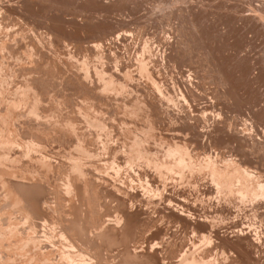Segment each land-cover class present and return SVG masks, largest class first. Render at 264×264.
Segmentation results:
<instances>
[{
    "label": "rangeland",
    "instance_id": "374dc122",
    "mask_svg": "<svg viewBox=\"0 0 264 264\" xmlns=\"http://www.w3.org/2000/svg\"><path fill=\"white\" fill-rule=\"evenodd\" d=\"M0 156V264H264V0H0Z\"/></svg>",
    "mask_w": 264,
    "mask_h": 264
},
{
    "label": "bare ground",
    "instance_id": "6f19581e",
    "mask_svg": "<svg viewBox=\"0 0 264 264\" xmlns=\"http://www.w3.org/2000/svg\"><path fill=\"white\" fill-rule=\"evenodd\" d=\"M83 68H84V67H83ZM104 76H105V75H104ZM104 76H103V77H104ZM107 76H108V75H107ZM109 77H110V76H109ZM109 81H110V80H109ZM116 86H117V85H116ZM109 87H110V86H109ZM126 108H127V107H126ZM127 109H128V108H127ZM94 110H95V109H94ZM129 113H130V112H129ZM36 114H37V113H36ZM123 115H125V114H123ZM143 117H144V116H143ZM95 118H96V116H95ZM136 118H137V117H136ZM149 120H150V119H149ZM98 121H99V119H98ZM150 121H151V120H150ZM87 122H88V121H87ZM92 122H93V121H92ZM99 123H100V122H99ZM147 123H148V122H147ZM88 124H89V123H88ZM91 124H92V123H91ZM92 127H93V126H92ZM75 128H76V127H75ZM75 128H74V129H75ZM100 128H101V125H100ZM94 129H95V128H94ZM129 129H130V128H129ZM131 129H132V128H131ZM135 130H137V129H135ZM147 130H148V129H147ZM96 131H97V130H96ZM121 131H122V130H121ZM131 131H132V130H131ZM131 131H130V132H131ZM142 131H144V130H142ZM153 131H154V130H153ZM159 131H160V130H159ZM165 131H166V130H165ZM144 132H145V131H144ZM146 132H147V131H146ZM149 132H150V131H149ZM28 133H29V132H28ZM133 133H134V132H133ZM140 133H141V132H140ZM147 133H148V132H147ZM161 133H162V132H161ZM161 133H160V134H161ZM85 134H86V133H85ZM148 134H149V133H148ZM148 134H147V135H148ZM150 134H151V133H150ZM150 134H149V135H150ZM74 135H75V134H74ZM141 135H142V134H141ZM144 135H146V134H144ZM151 135H153V134H151ZM164 135L166 136V134H164ZM32 136H34V135L32 134ZM154 136H155V135H154ZM131 137H133V136L131 135ZM150 137H151V136H150ZM167 137H168V136H167ZM171 137H172V136H171ZM153 138H154V137H153ZM160 138H161V137H160ZM160 138H159V140H160ZM30 139H31V138H30ZM32 139H33V138H32ZM35 139H36V138H35ZM133 139H134V138H133ZM145 139H146V138H145ZM145 139H144V140H145ZM148 139H149V137H148ZM150 139H151V138H150ZM154 139H156V138H154ZM161 139H163V137H162ZM85 140H86V139H85ZM137 140H138V139H137ZM157 140H158V138H157ZM165 140H166V139H165ZM31 141H32V140H31ZM34 141H35V140H34ZM128 141H129V140H128ZM131 141H132V140H131ZM142 141H143V140H142ZM149 141H150V140H149ZM149 141H148V142H149ZM151 141H152V140H151ZM162 141H163V140H162ZM169 141H170V140H169ZM179 141H180V140H179ZM179 141H178V143H179ZM19 142H20V141H19ZM24 142H25V141H24ZM39 142H41V141H39ZM129 142H130V141H129ZM134 142H135V141H134ZM134 142H133V143H134ZM175 142H176V141H175ZM22 143H23V142H22ZM31 143H32V142H30V144H31ZM34 143H35V142H34ZM34 143H32V144H34ZM36 143H37V141H36ZM43 143H44V142H43ZM131 143H132V142H131ZM131 143H129V144H131ZM155 143H156V142H154L153 144H155ZM165 143H166V142H165ZM9 144H10V143H9ZM19 144H20V143H19ZM27 144H28V143H27ZM135 144H136V143H135ZM148 144H149V143H148ZM173 144H174V143H172V145H173ZM175 144H176V143H175ZM185 144H186V143H185ZM25 145H26V143H24V146H25ZM28 145H29V144H28ZM41 145H42V144H41ZM122 145H123V144H122ZM124 145H126V144H124ZM48 146H49V145H48ZM79 146H80V145H79ZM142 146H143V144H142ZM161 146H162V145H161ZM161 146H160V147H161ZM165 146H166V144H165ZM173 146H174V145H173ZM179 146H180V145H179ZM15 147H16V146H15ZM22 147H23V146H22ZM22 147H21V148H22ZM30 147H31V146H30ZM33 147H34V146H33ZM50 147H51V146H50ZM52 147H53V146H52ZM76 147H77V146H76ZM121 147H122V146H121ZM124 147H125V146H124ZM126 147H127V146H126ZM131 147H132V146H131ZM154 147H155V146H154ZM168 147H169V145H168ZM176 147H177V146H176ZM17 148H18V147H17ZM17 148H16V149H17ZM47 148H48V147H47ZM81 148H82V147H81ZM104 148H105V147H104ZM127 148H128V147H127ZM135 148H136V147H135ZM146 148H147V147H146ZM157 148L159 149V145L156 146V149H157ZM163 148H165V147H163ZM163 148H162V149H163ZM166 148H167V147H166ZM166 148H165V149H166ZM170 148H171V147H170ZM177 148H178V147H177ZM34 149H35V148H34ZM44 149H46V148H44ZM48 149H49V148H48ZM55 149H56V148H55ZM78 149H79V148H78ZM82 149H83V148H82ZM121 149H122V148H121ZM124 149H125V148H124ZM131 149H132V148H131ZM187 149H188V148H187ZM19 150H20V149H19ZM31 150H32V149H31ZM37 150H38V149H36V151H37ZM84 150H85V149H84ZM129 150H130V149H129ZM136 150H137V148L135 149V151H136ZM139 150H140V149H139ZM167 150H168V149H167ZM171 150H172V149H171ZM179 150H181L180 147H179ZM3 151H4V150H3ZM24 151H25V149H24ZM24 151H23V152H24ZM42 151H43V150H42ZM42 151H41V152H42ZM46 151H47V150H46ZM46 151H44V154H45ZM78 151H79V150H78ZM133 151H134V150H133ZM133 151H132V153H133ZM137 151H138V150H137ZM142 151H144V150H142ZM142 151H141V152H142ZM165 151H166V150H165ZM181 151L183 152V150H181ZM181 151H180V154L182 153ZM184 151H185V149H184ZM48 152H49V151H48ZM51 152H52V151H51ZM130 152H131V151H130ZM130 152H129V153H130ZM139 152H140V151H139ZM144 152H145V151H144ZM152 152H153V150H152ZM152 152H151V153H152ZM170 152H171V151H170ZM187 152H189V151L187 150ZM3 153H4V152H3ZM19 153H20V152H19ZM52 153H53V152H52ZM54 153H55V152H54ZM129 153H128V154H129ZM135 153H136V152H135ZM142 153H143V152H142ZM149 153H150V151H149ZM155 153H156V152H155ZM163 153H164V152H163ZM172 153H173V151H172ZM174 153H175V152H174ZM178 153H179V151H178ZM183 153H185V152H183ZM38 154H39V151H38ZM133 154H134V153H133ZM133 154H132V155H133ZM138 154H139V153H138ZM138 154H137V155H138ZM159 154H160V152H159ZM165 154H166V153H165ZM169 154H170V153H169ZM188 154H189V153H188ZM188 154H187V156H188ZM6 155H7V154H6ZM26 155H28V154L26 153ZM40 155H41V154H40ZM40 155H39V156H40ZM129 155H131V154H129ZM154 155H156V154H154ZM160 155H161V154H160ZM181 155H183V154H181ZM184 155H185V154H184ZM14 156H16V155H14ZM48 156H50V155H47L46 158H47ZM152 156H153V155H152ZM168 156H169V155H168ZM171 156H172V155H171ZM179 156H180V155H179ZM179 156L177 155V157H179ZM0 157H1V156H0ZM16 157H17V156H16ZM21 157H23V156H21ZM36 157H37V156H36ZM44 157H45V156H44ZM88 157H89V156H88ZM124 157H125V156H124ZM127 157H128V156H127ZM129 157H130V156H129ZM134 157H136V156H134ZM138 157H139V155H138ZM142 157H143V155H142ZM153 157H154V156H153ZM153 157H152V158H153ZM162 157H163V156H162ZM162 157H161V158H162ZM169 157H170V156H169ZM180 157H181V156H180ZM182 157H183V156H182ZM7 158H8V157H7ZM40 158H41V157H40ZM42 158H43V156H42ZM132 158H133V157H132ZM136 158H137V157H136ZM155 158H156V156H155ZM161 158H160V160H161ZM165 158H168V157L165 156ZM173 158H174V157H173ZM175 158H176V157H175ZM184 158H185V156H184ZM187 158H188V157H187ZM19 159H20V158H19ZM33 159H34V158H33ZM55 159H56V158H55ZM55 159H54V160H55ZM87 159H88V158H87ZM123 159H124V158H123ZM138 159H139V158H138ZM140 159H142V158H140ZM157 159L159 160V158H157ZM157 159H156V160H157ZM163 159H164V158H163ZM170 159H171V157H170ZM22 160H24V159H22ZM22 160H21V161H22ZM28 160H29V159H28ZM49 160H50V157H49ZM51 160H52V159H51ZM129 160H130V159H129ZM129 160H128V161H129ZM158 160H157V161H158ZM168 160H169V158L167 159V161H168ZM178 160H179V159H177V161H178ZM18 161H19V160H18ZM55 161H56V160H55ZM57 161H58V160H57ZM133 161H134V160H133ZM133 161H132V163H133ZM137 161H138V160H137ZM143 161H144V159H143ZM147 161H148V160H147ZM161 161H162V160H161ZM169 161H170V160H169ZM173 161H174V160H173ZM177 161H176V162H177ZM187 161H188V160H187ZM0 162H2V161H0ZM3 162H5V161H3ZM19 162H20V161H19ZM25 162H26V161H25ZM34 162H35V161H34ZM47 162H48V161H47ZM51 162H52V161H51ZM53 162H54V161H53ZM130 162H131V160H130ZM141 162H142V161H141ZM164 162H166V161L164 160ZM164 162H162V163H164ZM12 163H13V162H12ZM22 163H23V162H22ZM44 163H45V161H44ZM79 163H80V162H79ZM82 163H83V161H82ZM146 163H147V162H146ZM150 163H151V162H150ZM155 163H156V162H154V164H155ZM174 163H175V162H174ZM179 163H180V162H179ZM179 163H178V164H179ZM30 164H31V163H30ZM40 164H41V163H40ZM57 164H58V163H57ZM129 164H130V163H129ZM137 164H138V167H140L141 163H140V165H139V163H137ZM151 164H152V163H151ZM157 164H158V163H157ZM170 164H171V163H170ZM182 164H184V163L182 162L180 166L183 167ZM185 164H186V162H185ZM9 165H10V163H9ZM12 165H13V164H12ZM20 165H21V164H20ZM34 165H35V164H34ZM37 165H38V164H37ZM47 165H48V164H47ZM50 165H51V163H50ZM50 165H49V166H50ZM131 165H132V164H131ZM143 165H144V163H143ZM158 165H159V164H158ZM163 165L165 166V164H163ZM166 165H167V164H166ZM2 166H3V165H2ZM14 166H15V165H14ZM22 166H23V165H22ZM22 166H21V167H22ZM24 166H25V165H24ZM54 166H56V165H54ZM67 166H69V165H67ZM67 166H66V167H67ZM71 166H72V165H71ZM71 166H70V167H71ZM136 166H137V165H136ZM147 166L149 167V165H146V167H147ZM150 166H151V165H150ZM152 166H153V165H152ZM152 166H151V167H152ZM170 166H171V165H170ZM170 166H169V167H170ZM178 166H179V165H178ZM187 166H188V163H187ZM189 166H190V165H189ZM0 167H1V166H0ZM8 167H9V166H8ZM8 167H7V168H8ZM19 167H20V166H19ZM26 167H27V166H26ZM41 167H42V166H41ZM73 167H77L76 164H75ZM148 167H147V168H148ZM154 167H155V166H154ZM169 167L167 166L168 170H169ZM176 167H177V166H176ZM176 167H175V168H176ZM1 168H3V167H1ZM1 168H0V169H1ZM9 168H11V167H9ZM22 168H23V167H22ZM35 168H36V167H35ZM35 168H34V169H35ZM45 168H46V167H45ZM50 168H51V166H50ZM54 168H55V167H54ZM54 168H53V169H54ZM60 168H61V167H60ZM64 168H65V167H64ZM140 168H142V166H141ZM172 168H174V165H173ZM178 168H180V167H178ZM5 169H6V168H5ZM5 169H4V170H5ZM11 169H12V168H11ZM26 169H27V168H26ZM29 169H30V168H29ZM37 169H38V168H37ZM73 169H74V168H73ZM87 169H88V168H87ZM149 169H150V167H149ZM149 169H148V170H149ZM157 169H158L157 171H158V173H159L160 169H159V168H157ZM180 169H181V168H180ZM180 169H179V170H180ZM187 169H188V168H187ZM9 170H10V169H9ZM32 170H33V169H32ZM32 170H31V171H32ZM76 170H77V169H76ZM140 170H141V169H140ZM146 170H147V169H146ZM153 170H154V169H152V171H153ZM164 170H165V168H164ZM177 170H178V169H177ZM7 171H8V170H7ZM11 171H12V170H11ZM23 171H24V169H23ZM29 171H30V170H29ZM35 171H36V170H35ZM59 171H60V170H59ZM72 171H73V170H72ZM74 171H75V169H74ZM94 171H95V170H94ZM141 171H142V170H141ZM152 171H151L150 173H152ZM155 171H156V170H155ZM165 171H166V170H165ZM170 171H171V170H170ZM170 171H169V172H170ZM173 171H174V170H173ZM185 171H186V170H185ZM185 171H184V172H185ZM212 171H213V170H212ZM13 172H14V171H13ZM37 172H38V171H37ZM60 172H61V171H60ZM69 172H70V171H69ZM77 172H78V171H77ZM85 172H86V171H85ZM144 172H145V171H144ZM146 172H147V171H146ZM180 172H182V171H180ZM2 173H3V172H2ZM6 173H7V172H6ZM30 173H33V172H30ZM30 173H29V174H30ZM90 173H91V172H90ZM139 173H140V172H139ZM147 173H148V172H147ZM150 173H148V174H150ZM156 173H157V172H156ZM165 173H166V172H165ZM165 173H164V174H165ZM167 173H168V172H167ZM170 173H172V172H170ZM13 174H14V173H13ZM13 174H12V175H13ZM26 174H27V173H26ZM61 174H62V173H61ZM87 174H88V173H87ZM144 174H146V173H144ZM154 174H155V173H154ZM161 174H162V173H161ZM168 174H169V173H168ZM174 174H175V173H174ZM31 175H32V174H31ZM80 175H81V174H80ZM98 175H99V174H98ZM140 175H141V174H140ZM150 175H151V174H150ZM159 175H160V174H159ZM183 175H185V174H183ZM213 175H214V174H213ZM0 176H1V175H0ZM4 176H5V175H4ZM17 176H18V175H17ZM17 176H16V178H17ZM27 176H28V175H27ZM27 176H26V177H27ZM60 176H61V175H60ZM73 176H74V175H73ZM87 176H88V175H87ZM107 176H108V175H107ZM141 176H142V175H141ZM167 176H168V175H167ZM181 176H182V175H181ZM205 176H207V175H205ZM210 176H211V175H210ZM210 176H209V177H210ZM214 176H215V175H214ZM214 176H213V177H214ZM12 177H13V176H12ZM22 177H24V176H22ZM33 177H34V175H33ZM74 177H75V176H74ZM147 177H148V175H147L146 177H144V179L147 178ZM177 177H178V176H176L175 178H177ZM207 177H208V176H207ZM207 177H205L206 180H207ZM211 177H212V176H211ZM13 178H14V177H13ZM71 178H72V177H71ZM76 178H77V177H76ZM84 178H85V177H84ZM149 178H150V177H149ZM153 178H154V177H153ZM169 178H170V176H169ZM214 178H215V177H214ZM19 179H20V178H19ZM25 179H26V178H25ZM31 179H32V178H31ZM40 179H41V178H40ZM96 179H97V178H96ZM111 179H112V178H111ZM173 179H174V176H173ZM189 179H190V178H189ZM29 180H30V179H29ZM65 180H66V178H65ZM65 180H64V181H65ZM72 180H73V179H72ZM74 180H75V179H74ZM77 180H78V178H77ZM77 180H76V181H77ZM94 180H95V179H94ZM103 180H104V179H103ZM150 180H154V179L151 178ZM157 180H158V179H157ZM165 180H166V179H165ZM181 180H182V179H181ZM7 181H8V180H7ZM7 181H6V182H7ZM108 181H109V180H108ZM108 181H107V182H108ZM111 181H112V180H111ZM160 181H161V180H160ZM169 181H170V180H169ZM186 181H187V180H186ZM190 181H191V180H190ZM210 181H211V180H210ZM4 182H5V181H4ZM4 182H3V183H4ZM16 182H17V180H16ZM16 182H15V183H16ZM65 182H66V181H65ZM69 182H70V180H69ZM96 182H97V181H96ZM109 182H110V181H109ZM114 182H115V181H114ZM154 182H155V181H154ZM1 183H2V182H1ZM1 183H0V185H1ZM3 183H2V184H3ZM24 183H25V182H24ZM31 183H32V182H31ZM33 183H34V182H33ZM66 183H67V182H66ZM74 183H75V181H74ZM77 183H78V182H77ZM81 183H83V182H81ZM81 183H80V184H81ZM88 183H89V182H88ZM88 183H87V185H88ZM116 183H117V182H116ZM166 183H167V181H166ZM173 183H174V182H173ZM20 184H21V183H20ZM43 184H44V183H43ZM109 184H110V183H109ZM151 184H153V183H151ZM184 184H185V183H184ZM189 184H190V182H189ZM230 184H231V183H230ZM9 185H10V184H9ZM11 185L14 186L13 183H12ZM17 185H18V184H17ZM17 185H16V186H17ZM62 185H63V184H62ZM66 185H68V184H66ZM75 185H77V184H75ZM85 185H86V184H85ZM103 185H104V183H103ZM103 185H102V187H103ZM113 185H114V184H113ZM113 185H111V186H113ZM153 185H154V184H153ZM190 185H191V184H190ZM218 185H219V184H218ZM4 186H5V185H4ZM6 186H8V185H6ZM13 186H12V187H13ZM42 186H43V185H42ZM46 186H47V185H46ZM78 186H79V185H78ZM115 186H116V185H115ZM177 186H179V185H177ZM181 186H182V185H180V187H181ZM183 186H184V185H183ZM202 186H203V185H202ZM210 186H211V185H210ZM14 187H15V186H14ZM14 187H13V188H14ZM24 187H26V186H24ZM31 187H32V186H31ZM63 187H64V186H63ZM67 187H68V186H67ZM75 187H76V186H75ZM75 187H74V188H75ZM79 187H80V186H79ZM84 187H85V186H84ZM131 187H132V186H131ZM203 187H204V186H203ZM206 187H207V186H206ZM2 188H3V187H2ZM5 188H6V187H5ZM15 188H17V187H15ZM68 188H69V187H68ZM72 188H73V186H72ZM77 188H78V187H77ZM77 188H76V189H77ZM88 188H89V187H88ZM94 188H95V187H94ZM113 188H114V187H113ZM115 188H116V187H115ZM159 188H160V187H159ZM159 188H158V189H159ZM164 188H165V187H164ZM198 188H199V187H198ZM212 188H213V187H212ZM8 189L10 190V188H8ZM19 189H21V188H17V190H19ZM25 189H26V188H25ZM28 189H29V187H28ZM41 189H42V188H41ZM52 189H53V188H52ZM64 189H65V188H64ZM64 189H63V190H64ZM81 189H82V188H80V190H81ZM90 189H91V188H90ZM92 189H93V188H92ZM182 189H183V188H182ZM185 189H186V188H185ZM202 189H203V188H202ZM1 190H2V189H1ZM44 190H45V189H44ZM47 190H48V189H47ZM57 190H58V189H57ZM65 190H66V189H65ZM69 190H70V189H69ZM78 190H79V189H78ZM80 190H79V191H80ZM85 190H86V189H85ZM88 190H89V189H88ZM97 190H98V192H99V189H97ZM97 190H96V191H97ZM117 190H118V189H117ZM179 190H180V189H179ZM194 190H195V189H194ZM210 190H211V189H210ZM217 190H218V189H217ZM226 190H227V189H226ZM2 191H3V190H2ZM10 191H11V190H10ZM26 191H27V189H26ZM32 191H33V190H32ZM66 191H67V190H66ZM103 191H104V190H103ZM180 191L182 192V190H180ZM189 191H190V190H189ZM202 191H203V190H202ZM206 191H207V189H206ZM223 191H224V190H223ZM5 192H6V191H5ZM64 192H65V191H64ZM64 192H62V193H64ZM69 192H70V191H69ZM75 192H76V191H75ZM98 192H97V193H98ZM118 192H119V191H118ZM165 192H166V191H165ZM168 192H169V191H168ZM181 192H180V194H181ZM184 192H185V190H184ZM187 192H188V191H187ZM190 192H191V191H190ZM192 192H193V191H192ZM197 192H198V191H197ZM211 192H212V191H211ZM217 192H218V191H217ZM8 193H9V192H8ZM16 193H17V191H16ZM44 193H45V192H44ZM59 193H60V192H58V195H61V193H60V194H59ZM65 193H66V192H65ZM65 193H64V194H65ZM70 193H71V192H70ZM82 193H83V192H82ZM88 193H89V192H88ZM107 193H108V192H107ZM109 193H110V192H109ZM112 193H113V192H112ZM112 193H111V194H112ZM122 193H123V192H122ZM122 193H121V194H122ZM170 193H171V192H170ZM198 193H199V192H198ZM200 193H201V192H200ZM212 193H214V191H213ZM219 193H220V192H219ZM2 194H4V192H3ZM33 194H34V193H33ZM42 194H43V193H42ZM79 194H80V193H79ZM105 194H106V193H105ZM114 194H115V193H114ZM163 194H164V193H163ZM189 194H190V193H189ZM214 194H215V193H214ZM214 194H213V195H214ZM0 195H1V194H0ZM19 195H22V194H19ZM24 195H25V194H24ZM52 195H53V193H52ZM55 195H56V193H55ZM68 195H69V194H68ZM77 195H78V193H77ZM84 195H85V194H84ZM86 195H87V194H86ZM97 195H98V194H97ZM99 195L101 196V194H99ZM116 195H117V193L115 194V196H116ZM118 195H119V194H118ZM125 195H126V194H125ZM172 195H173V194H172ZM182 195H183V194H182ZM210 195H211V194H210ZM210 195H209V196H210ZM213 195H212V196H213ZM231 195H232V194H231ZM2 196H3V195H2ZM16 196H17V194H16ZM78 196H79V195H78ZM100 196H99V197H100ZM104 196H105V195H104ZM106 196H107V195H106ZM108 196H109V195H108ZM161 196H162V195H161ZM177 196H179V195H177ZM180 196H181V195H180ZM183 196H184V195H183ZM185 196H186V195H185ZM190 196H191V195H190ZM193 196H194V195H193ZM197 196H198V195H197ZM197 196H196V197H197ZM207 196H208V195H207ZM3 197L6 199L5 196H3ZM3 197H2V199H3ZM8 197H9V196H8ZM19 197H20V196H19ZM19 197H18V198H19ZM49 197H50V196H49ZM59 197H60V196H59ZM81 197H82V199H83V195H82V196L79 197L78 200H80ZM93 197H96V195H95V196L93 195ZM93 197H92V198H93ZM121 197H124V196L121 195L120 198H121ZM129 197H130V196H129ZM165 197H166V196H165ZM187 197H188V196H187ZM196 197H195V198H196ZM217 197H218V196H217ZM13 198H14V197H13ZM16 198H17V197H16ZM21 198H22V197H21ZM28 198H29V197H28ZM56 198H57V197H56ZM61 198H62V196H61ZM63 198H64V195H63ZM76 198H78V197H76ZM116 198H117V197H116ZM124 198H125V197H124ZM134 198H135V197H134ZM209 198H210V197H209ZM209 198H208V199H209ZM7 199H8L7 201H9V198H7ZM33 199H34V198H33ZM33 199H32V200H33ZM44 199H45V198H44ZM84 199H85V198H84ZM88 199H89V198H88ZM99 199H101V197H100ZM105 199H106V198H105ZM114 199H115V198H114ZM167 199H168V197H167ZM183 199H184V197H183ZM193 199H194V198H193ZM199 199H200V197H199ZM213 199H216V197H214ZM221 199H222V201L224 200V199L222 198V196H221ZM21 200H22V199H21ZM53 200H54V199H53ZM63 200H64V199H63ZM95 200H96V199H95ZM95 200H94V204L96 203V201H97L98 199H97L96 201H95ZM106 200H107V199H106ZM120 200H122V199H120ZM124 200H125V199H124ZM124 200H123V201H124ZM126 200H128V199H126ZM129 200H130V199H129ZM131 200H132V199H131ZM134 200H135V199H134ZM138 200H139V199H138ZM158 200H159V199H158ZM175 200H176V199H175ZM186 200H187V199H186ZM40 201H42V200H40ZM47 201H48V200H47ZM90 201H91V200H90ZM132 201H133V200H132ZM164 201H165V200H164ZM166 201H167V200H166ZM205 201H206V200H205ZM210 201H211V200H210ZM222 201H221V203H223ZM17 202H18V201H17ZM23 202H24V200H23ZM43 202H44V201H43ZM59 202H60V201H58V203H59ZM77 202H78V201H77ZM81 202H82V200H81ZM81 202H79V203H81ZM92 202H93V201H92ZM111 202H112V200H111ZM124 202H125V201H124ZM126 202H127V201H126ZM175 202H176V201H175ZM194 202H195V200H194ZM196 202H198V201H196ZM196 202H195V203H196ZM214 202H215V204H216V201H215V200H214ZM214 202H213V203H214ZM217 202H218V201H217ZM226 202H227V200H226ZM226 202H225V203H226ZM9 203H10V202H9ZM20 203H21V202H20ZM26 203H27V202H26ZM47 203H48V202H47ZM54 203H55V202H54ZM82 203H83V202H82ZM84 203H85V202H84ZM84 203H83V204H84ZM119 203H120V202H119ZM130 203H131V202H130ZM135 203H136V200H135ZM140 203H141V201H140ZM192 203H193V202H192ZM192 203H191V204H192ZM202 203H203V202H202ZM210 203H211V202H210ZM210 203H207V204H210ZM10 204H11V203H10ZM36 204H37V203H36ZM60 204H61V202H60ZM68 204H69V203H68ZM99 204H100V202H99ZM103 204H104V203H103ZM103 204H100V206L103 205ZM112 204H113V203H112ZM133 204H134V203H133ZM204 204H205V203H204ZM219 204H220V201H219ZM226 204H227V203H226ZM12 205H13V204H12ZM15 205H16V204H15ZM17 205H19V204L17 203ZM25 205H26V204H25ZM30 205H31V204H30ZM38 205H39V204H38ZM40 205H41V204H40ZM43 205H44V204H43ZM45 205H46V204H45ZM49 205H50V204H49ZM81 205H82V204H81ZM85 205H86V204H85ZM90 205H91V203H90ZM92 205H93V204H92ZM115 205H116V204H115ZM118 205H119V204L117 203V206H118ZM186 205H187V204H186ZM196 205H197V203H196ZM23 206H24V205H23ZM23 206L21 205L22 208H23ZM34 206H35V205H34ZM41 206H42V205H41ZM54 206H55V205H54ZM61 206H63V205H60V208H62ZM79 206H80V205H79ZM79 206H78V208H79ZM82 206H83V205H82ZM86 206H87V205H86ZM95 206H96V205H95ZM104 206H106V204H105ZM104 206H102V207H104ZM110 206H111V205H110ZM113 206H114V205H113ZM131 206H132V205H131ZM209 206H210V205H209ZM211 206H212V205H211ZM10 207H11V206H10ZM16 207H17V206H16ZM16 207L14 206V207H11V208L14 209V208H16ZM35 207H36V206H35ZM75 207L77 208V206H75ZM87 207H88V206H87ZM107 207H108V206H107ZM118 207L120 208V206H118ZM123 207H124V205H123ZM125 207H126V206H125ZM215 207L217 208L216 205H215ZM3 208H5V207H3ZM30 208H31V207H30ZM30 208H29V209H30ZM38 208H39V207H38ZM42 208H43V207H42ZM82 208H83V207H82ZM82 208H81V209H82ZM95 208H96V207H95ZM95 208H94V209H95ZM114 208H115V207H114ZM129 208H130V207H129ZM129 208H128V209H129ZM200 208H201V207H200ZM206 208H207V207H206ZM24 209H26V208H24ZM29 209H28V210H29ZM35 209H36V208H35ZM54 209H55V208H54ZM62 209H63V208H62ZM84 209H85V208H84ZM86 209H88V208H86ZM101 209H103V208H101ZM104 209H105V208H104ZM107 209H108V208H107ZM111 209H112V207H111ZM124 209H125V208H124ZM126 209H127V208H126ZM128 209H127V210H128ZM187 209H188V208H187ZM191 209H192V208H191ZM191 209H190V210H191ZM213 209H214V208H213ZM42 210H43V209H42ZM46 210H47V209H45V211H46ZM48 210H49V209H48ZM57 210H58V209H57ZM60 210H61V209H60ZM67 210H68V209H67ZM91 210H92V209H91ZM115 210H118V209H115ZM120 210H122V212H124L122 208H121ZM120 210H118V211H120ZM137 210H138V209H137ZM140 210H141V209H140ZM144 210H145V209H144ZM14 211H15V210H14ZM38 211H39V210H38ZM58 211H59V210H58ZM72 211H73V210H72ZM75 211H76V213H77L78 210H75ZM83 211H84V210H83ZM86 211H87V210H86ZM95 211H96V210H95ZM97 211H98V210H97ZM99 211H100V210H99ZM102 211H103V210H101V212H102ZM108 211H109V210H108ZM111 211H112V210H111ZM128 211H129V210H128ZM194 211H195V210H194ZM209 211H210V210H209ZM228 211H229V210H228ZM24 212H25V211H24ZM28 212H29V211H28ZM64 212H66V211L64 210ZM68 212H69V211H68ZM120 212H121V211H120ZM120 212H119V213H120ZM131 212H132V211H131ZM131 212H130V213H131ZM142 212H143V211H142ZM15 213H16V212H15ZM31 213H32V212H31ZM81 213H82V212H81ZM90 213H91V212H90ZM104 213H105V211H104ZM109 213H110V212H109ZM109 213H108V214H109ZM115 213H116V212H115ZM135 213H137V212L135 211ZM143 213H144V212H143ZM177 213H178V212H177ZM193 213H194V212H193ZM195 213H196V212H195ZM202 213H203V212H202ZM206 213H207V212H206ZM17 214H18V213H17ZM47 214H48V212H47ZM50 214H51V213H50ZM68 214H69V213H68ZM72 214H73V213H72ZM97 214H98V213H97ZM113 214H114V213H113ZM121 214H122V213H121ZM178 214H179V213H178ZM22 215H23V214H22ZM22 215H20V216H22ZM53 215H54V214H53ZM58 215H59V213H58ZM87 215H88V214H87ZM103 215H104V214H103ZM105 215H107V213H106ZM115 215H116V214H115ZM117 215H118V214H117ZM141 215H142V214H141ZM180 215H181V214H180ZM203 215H204V214H203ZM25 216H26V215H25ZM27 216H28V215H27ZM51 216H52V215H51ZM67 216H68V215H67ZM71 216H72V215H71ZM84 216H85V215H84ZM92 216H93V214H92ZM123 216L125 217V215H123ZM123 216H122V217H123ZM139 216H140V215H139ZM156 216H157V215H156ZM201 216H202V215H201ZM31 217H32V216H31ZM55 217H56V216H55ZM59 217H60V215H59ZM64 217H65V216H64ZM73 217H74V216H73ZM79 217H80V215H79ZM85 217H86V216H85ZM97 217H98V215H97ZM103 217H104V216H103ZM107 217H108V216H107ZM115 217H116V216H115ZM122 217H121V218H122ZM128 217H129V216H128ZM130 217H131V215H130ZM130 217H129V218H130ZM141 217H142V216H141ZM208 217H209V216H208ZM23 218H24V216H23ZM41 218H43V217H41ZM45 218H46V217H45ZM49 218H50V216H49ZM53 218H54V217H53ZM57 218H58V217H57ZM65 218H66V217H65ZM68 218L70 219V217H68ZM80 218H81V217H80ZM94 218L96 219V216H94ZM98 218H99V217H98ZM142 218H143V217H142ZM191 218H192V217H191ZM203 218H204V216H203ZM31 219H32V218H31ZM50 219H52V218H50ZM54 219H55V218H54ZM62 219H64V218H62ZM73 219H74V218H73ZM73 219H72V220H73ZM92 219H93V218H92ZM104 219H105V218H104ZM109 219H110V217H109ZM111 219H112V218H111ZM113 219H114V217H113ZM115 219H116V218H115ZM117 219H118V218H117ZM205 219H207V218H205ZM32 220H33V219H32ZM43 220H45V219H43ZM57 220H58V219H57ZM60 220H61V219L59 218V221H60ZM89 220H90V219H89ZM89 220H88V221H89ZM100 220H102V219H100ZM118 220H119V219H118ZM118 220H117V221H118ZM126 220H128L127 217H126ZM133 220H134V219H133ZM161 220H162V219H161ZM198 220H199V219H198ZM35 221H36V220H35ZM46 221H47V220H46ZM46 221H45V222H46ZM51 221H52V220H51ZM53 221H54V220H53ZM80 221H81V220H80ZM91 221H92V220H91ZM106 221L108 222V220H106ZM106 221H105V222H106ZM113 221H114V220H113ZM115 221H116V220H115ZM122 221H123V220H122ZM143 221H144V220H143ZM157 221H158V220H157ZM189 221H190V220H189ZM203 221H205V220H203ZM211 221H212V220H211ZM43 222H44V221H43ZM45 222H44V224H45ZM68 222H71V221L69 220ZM76 222H78V220H77ZM82 222H83V221H82ZM93 222H94V221H93ZM96 222H97V221H96ZM96 222H94V223H96ZM109 222H110V221H109ZM118 222H119V221H118ZM123 222H124V221H123ZM129 222H130V221H129ZM158 222H159V221H158ZM36 223H37V222H36ZM50 223H51V222H50ZM74 223H75V222H74ZM79 223H80V222H79ZM113 223H114V222H113ZM113 223L111 222V224H113ZM116 223H117V222H116ZM124 223H125V222H124ZM136 223H137V222H136ZM189 223H190V222H189ZM191 223H192V222H191ZM197 223H198V222H197ZM29 224H31V223H29ZM53 224H55V223H53ZM58 224H59V223H58ZM58 224H57V225H58ZM69 224H70V223H69ZM82 224H83V223H82ZM101 224H102V223H101ZM120 224H121V223H120ZM127 224H128V223H127ZM194 224H195V223H194ZM194 224H193V225H194ZM199 224H200V223H199ZM3 225H4V224H3ZM32 225H33V224H32ZM35 225H36V224H35ZM63 225H65V224H63ZM94 225H95V224H94ZM116 225H118V223H117ZM138 225H139V223H138ZM196 225H197V224H196ZM36 226H37V225H36ZM41 226H42V225H41ZM47 226H48V225H47ZM89 226L91 227L90 223H89ZM92 226H93V225H92ZM95 226H96V225H95ZM95 226H94V227H95ZM104 226H105V225H104ZM133 226H134V225H133ZM150 226H151V225H150ZM31 227H32V226H31ZM39 227H40V225H39ZM42 227H44V226H42ZM74 227H75V226H74ZM101 227H103V225H102ZM110 227H111V226H110ZM129 227H130V226H129ZM154 227H155V226H154ZM159 227H160V226H159ZM212 227H213V225H212ZM212 227H211V228H212ZM20 228H21V227H20ZM24 228L27 229L28 227L26 228V227L24 226L23 229H24ZM32 228H34V227H32ZM48 228H49V227H48ZM50 228H51V225H50ZM54 228H55V227H54ZM61 228H62V227H61ZM75 228H76V227H75ZM87 228H88V227H87ZM97 228H98V227H97ZM103 228H104V227H103ZM105 228H106V226H105ZM105 228H104V229H105ZM113 228H114V227H113ZM119 228H120V227H119ZM121 228H122V227H121ZM126 228H127V227H126ZM200 228H201V227H200ZM21 229H22V228H21ZM41 229H42V228H41ZM88 229H89V228H88ZM91 229H92V228H91ZM148 229H149V227H148ZM151 229H153V228H151ZM155 229H156V228H155ZM193 229H194V227H193ZM7 230H8V229H7ZM49 230H50V229H49ZM51 230H52V229H51ZM65 230H66V229H65ZM89 230H90V229H89ZM100 230H101V229H100ZM100 230H99V232H100ZM113 230H114V229H113ZM126 230H127V229H126ZM143 230H144V228H143ZM149 230H150V229H149ZM187 230H188V229H187ZM26 231H27V230H26ZM26 231H25V232H26ZM30 231H31V230H30ZM38 231H39V230H38ZM42 231H43V230H42ZM52 231H53V230H52ZM75 231H76V230H74L73 232H75ZM85 231H86V230H85ZM92 231H93V230H92ZM102 231H103V230H102ZM117 231H118V230H117ZM150 231H151V230H150ZM153 231H154V230H153ZM23 232H24V231H23ZM58 232H59V231H58ZM60 232H61V230H60ZM73 232H72V233H73ZM106 232H107V230H106ZM115 232H116V230H115ZM131 232H132V231H131ZM135 232H136V231H135ZM188 232H190V231H188ZM29 233H30V232H29ZM34 233H35V232H34ZM38 233H41V232H38ZM42 233H43V232H42ZM44 233H45V232H44ZM44 233H43V234H44ZM55 233H56V232H55ZM76 233H77V232H76ZM89 233H90V232H89ZM92 233H93V232H92ZM96 233H98V232H96ZM111 233H112V232H111ZM111 233H110V234H111ZM132 233H133V232H132ZM144 233H145V232H144ZM155 233H158V231L155 232ZM160 233H162V232L160 231ZM197 233H198V232H197ZM199 233H200V232H199ZM36 234H37V233H36ZM47 234H48V231H47ZM57 234H59V233H57ZM63 234H64V233H63ZM90 234H91V233H90ZM98 234H99V233H98ZM101 234H102V233H101ZM152 234H153V232H152ZM195 234H196V232H195ZM204 234H205V233H204ZM48 235H49V234H48ZM59 235H60V234H59ZM99 235H100V234H99ZM102 235H103V234H102ZM116 235H117V234H116ZM124 235H126V234H124ZM140 235H141V234H140ZM147 235H148V234H147ZM154 235H155V234H154ZM161 235H162V234H161ZM161 235H160V236H161ZM42 236H43V235H42ZM45 236L47 237V235H45ZM77 236H78V235H77ZM106 236H107V235H106ZM138 236H139V235H138ZM149 236H150V235H149ZM190 236H192V235H190ZM194 236H196V235H194ZM194 236H193V237H194ZM198 236H200V234H199ZM34 237H35V236H34ZM46 237H45V239H46ZM49 237H50V236H49ZM67 237H68V236H67ZM72 237H75V236H72ZM113 237H114V236H113ZM135 237H136V236H135ZM143 237H144V236H143ZM153 237H154V236H153ZM186 237H187V236H186ZM193 237H191V238H193ZM32 238H33V236H32ZM43 238H44V237H43ZM60 238H61V237H60ZM63 238H64V237H63ZM107 238H108V237H107ZM154 238H155V237H154ZM191 238H190V239H191ZM194 238H195V237H194ZM198 238H199V237H198ZM35 239H37V238L35 237ZM68 239H69V238H68ZM129 239H130V238H129ZM129 239H128V240H129ZM156 239H157V238H156ZM156 239H155V240H156ZM196 239H197V238H196ZM38 240H39V239H38ZM48 240H49V239H48ZM52 240H53V239H52ZM54 240H55V239H54ZM63 240H64V239H63ZM66 240H67V239H66ZM75 240H76V239H75ZM90 240H91V239H90ZM138 240H139V239H138ZM150 240H151V239H150ZM153 240H154V239H152V241H153ZM159 240H160V239H159ZM173 240H174V239H173ZM182 240H183V239H182ZM187 240H188V239H187ZM200 240H201V239H200ZM218 240H219V239H218ZM30 241H31V240H30ZM45 241H46V240H45ZM58 241H59V240H58ZM71 241H72V240H71ZM126 241H127V240H126ZM185 241H186V240H185ZM206 241H207V240H206ZM48 242H50V241H48ZM73 242H74V240H73ZM73 242H72V243H73ZM147 242H148V241H147ZM199 242H200V241H199ZM219 242H220V240H219ZM31 243H32V241H31ZM38 243H39V242H38ZM40 243H41V242H40ZM50 243H51V242H50ZM52 243H53V241H52ZM64 243H65V241H64ZM69 243H70V242H69ZM85 243H86V242H85ZM99 243H100V242H99ZM139 243H140V242H139ZM149 243H151V242H149ZM183 243L186 244L184 241H183ZM200 243H201V242H200ZM214 243H215V245H216V242H214ZM28 244H29V243H28ZM45 244H46V243H45ZM58 244H59V243H58ZM61 244H62V243H61ZM61 244H60V245H61ZM66 244H67V243H66ZM66 244H65V245H66ZM70 244H71V243H70ZM75 244H76V242H75ZM86 244H87V243H86ZM146 244H147V243H146ZM165 244H166V243H165ZM170 244H171V243H170ZM189 244H190V243H189ZM189 244H188V245H189ZM191 244H192V242H191ZM195 244H196V243H195ZM197 244H198V242H197ZM222 244H223V243H222ZM35 245H37L36 242H35ZM38 245H39V244H38ZM47 245H48V244H47ZM62 245H63V244H62ZM62 245H61V246H62ZM127 245H128V244H127ZM133 245H134V244H133ZM136 245H137V243H136ZM155 245H156V244H155ZM166 245H168V244H166ZM211 245H212V244H211ZM211 245H209V246H211ZM217 245H218V243H217ZM67 246H68V244H67ZM69 246H70V245H69ZM78 246H79V245H78ZM80 246H82V245H80ZM131 246H132V245H131ZM147 246H148V245H147ZM151 246H152V245H151ZM168 246H169V245H168ZM193 246H194V245H193ZM193 246H191V247H193ZM197 246H199V245H197ZM202 246H203V245H202ZM202 246H201L200 248H202ZM220 246H221V245H220ZM43 247H44V246H43ZM54 247H55V246H54ZM73 247H74V246H73ZM76 247H77V246H76ZM76 247H75V248H76ZM156 247H157V246H156ZM161 247H162V246H161ZM169 247H170V246H169ZM172 247H173V246H172ZM175 247H176V246H175ZM178 247H179V246H177V248H178ZM180 247H181V246H180ZM180 247H179V248H180ZM188 247H189V246H188ZM188 247H187V248H188ZM194 247H196V246H194ZM214 247H215V246H214ZM217 247H219V246H217ZM70 248H71V247H70ZM83 248H84V247H83ZM122 248H123V247H122ZM134 248H135V247H134ZM134 248H133V249H134ZM151 248H152V247H151ZM158 248H160V246H159ZM219 248H222V247H219ZM219 248H218V249H219ZM223 248H224V247H223ZM63 249H64V248H63ZM72 249H73V248H72ZM87 249H88V248H87ZM102 249H103V248H102ZM104 249H105V248H104ZM119 249H120V248H119ZM127 249H128V247H127ZM137 249H138V248H137ZM149 249H150V248H149ZM160 249H161V248H160ZM163 249H164V248H163ZM166 249H167V248H166ZM168 249H169V248H168ZM168 249H167V250H168ZM181 249H182V248H181ZM183 249H184V248H183ZM197 249H198V248H197ZM204 249H205V248H204ZM208 249H209V248H208ZM208 249H206V250H208ZM211 249H213V248L211 247ZM216 249H217V248H216ZM76 250H77V249H76ZM116 250H118V249H116ZM146 250H148V248H147ZM178 250H179V249H178ZM178 250H177V252H178ZM219 250H220V249H219ZM128 251H129V250H128ZM132 251H134V250H132ZM137 251H138V250H137ZM150 251H151V250H150ZM150 251H148V252H150ZM153 251H154V250H153ZM169 251H170V250H169ZM182 251H183V250H182ZM189 251H190V250H189V248H188V253H189ZM196 251H197V250H196ZM196 251H194L195 254H196ZM210 251H211V250H210ZM222 251H223V250H222ZM228 251H229V250H228ZM64 252H65V251H64ZM64 252H63V253H64ZM83 252H84V251H83ZM85 252H86V251H85ZM85 252H84V253H85ZM174 252H175V251H174ZM179 252H180V251H179ZM186 252H187V251H186ZM203 252H205V253L207 254V252H206L205 250H203ZM203 252H202V253H203ZM216 252H217V251H216ZM224 252H225V251H224ZM226 252H227V251H226ZM58 253H59V252H58ZM65 253H66V252H65ZM70 253H71V251H70ZM84 253H83V254H84ZM107 253H108V252H107ZM129 253H130V252H129ZM150 253H152V252H150ZM162 253H163V251H162ZM181 253H182V252H181ZM198 253H199V252H198ZM200 253H201V252H200ZM200 253H199V254H200ZM208 253H210V252L208 251ZM219 253H220V252H219ZM61 254H62V253H61ZM73 254H75V252L72 253V255H73ZM87 254H88V253H87ZM89 254H90V253H89ZM110 254H111V253H110ZM136 254H137V253H136ZM138 254H139V253H138ZM159 254H160V252H159ZM186 254H187V253H186ZM193 254H194V253H193ZM199 254H198V256H200ZM211 254H212V253H211ZM215 254H216V253H215ZM217 254H218V252H217ZM223 254H226V253H223ZM229 254H230V253H229ZM66 255H68V252H67ZM69 255H70V254H69ZM79 255L81 256L80 251H79ZM91 255H92V254H91ZM101 255H102V254H101ZM179 255H180V254H178V256H179ZM219 255H220V254H219ZM226 255H227V254H226ZM230 255L233 256L234 253H233V255H232V254H230ZM83 256H84V255H83ZM83 256H81V257H83ZM89 256H90V255H89ZM157 256H158V255H157ZM171 256H172V255H171ZM203 256H204V255H203ZM203 256H201V257H203ZM207 256H208V254H207ZM209 256H210V254H209ZM209 256H208V257H209ZM211 256H212V255H211ZM213 256H214V255H213ZM216 256H217V255H216ZM68 257H69V256H67V258H68ZM81 257H80V258H81ZM159 257H160V256H159ZM176 257H177V256H176ZM176 257H175V258H176ZM189 257H190V256H189ZM196 257H197V256H196ZM204 257H205V256H204ZM204 257H203V258H204ZM208 257H205V258H208ZM218 257H219V256H218ZM239 257H240V256H239ZM65 258H66V257H65ZM67 258H66V259H67ZM87 258H88V257H87ZM87 258H86V259H87ZM90 258H91V257H90ZM163 258H165V257H163ZM178 258H179V257H178ZM182 258H183V257H182ZM192 258H193V259H192ZM192 258H189V259H190L189 261H190L191 264H194V262H196L195 260H197V258H196V259H195L194 257H192ZM198 258H199V257H198ZM226 258H227V257H226ZM231 258H232V257H231ZM68 259H69V258H68ZM74 259H75V258H74ZM81 259H82V258H81ZM171 259H172V258H171ZM173 259H174V258H173ZM191 259H192V261H191ZM194 259H195V260H194ZM201 259H202V258H201ZM211 259H212V258H211ZM218 259H219V258H218ZM218 259H217V260H218ZM220 259H221V258H220ZM89 260H90V259H89ZM95 260H96V259H95ZM199 260H200V259H199ZM199 260H197V261H199ZM204 260H205V259H204ZM209 260H210V259H209ZM214 260L216 261V259H214ZM223 260H224V259H223ZM223 260H222V261H223ZM225 260H226V259H225ZM232 260H234V259H232ZM70 261H71V259H70ZM73 261H74V260H73ZM75 261H76V260H75ZM75 261H74V263H75ZM77 261H78V260H77ZM83 261H84V260H82L81 263H82ZM112 261H113V260H112ZM161 261H162V260H161ZM168 261H170V260H168ZM172 261H173V260H172ZM172 261H171V262H172ZM175 261H176V259H175ZM183 261H184V260H183ZM185 261H187L186 264L189 263L188 259L185 260ZM218 261H219V260H218ZM226 261H227V260H226ZM92 262H93V261H92ZM94 262H95V261H94ZM96 262H97V261H96ZM102 262H103V261H102ZM115 262H116V261H115ZM146 262H147V261H146ZM158 262H159V261H158ZM166 262H167V261H166ZM181 262H182V261H181ZM204 262L206 263V260H205ZM210 262H211V261H210ZM220 262H221V261H220ZM228 262H230V258L228 259ZM74 263H73V264H74ZM81 263H79V264H81ZM104 263H105V261H104ZM199 263L202 264V263H203L202 260L199 261V262H197V263H195V264H199ZM205 263H203V264H205ZM212 263H213V262H212ZM212 263H211V264H212ZM224 263H225V261H224ZM238 263H239V262H238ZM83 264H85V263L83 262ZM86 264H87V263H86ZM91 264H93V263H91ZM99 264H100V263H99ZM109 264H110V263H109ZM151 264H152V263H151ZM159 264H160V263H159ZM207 264H208V263H207ZM214 264H215V262H214ZM220 264H221V263H220ZM227 264H228V263H227ZM234 264H236V261H235ZM241 264H242V263H241Z\"/></svg>",
    "mask_w": 264,
    "mask_h": 264
}]
</instances>
